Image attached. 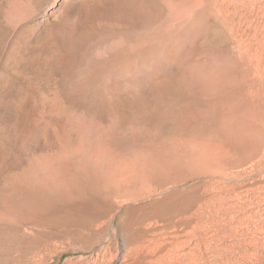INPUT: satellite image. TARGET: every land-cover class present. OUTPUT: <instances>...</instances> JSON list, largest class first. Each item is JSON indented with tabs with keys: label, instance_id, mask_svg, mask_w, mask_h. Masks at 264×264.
Returning a JSON list of instances; mask_svg holds the SVG:
<instances>
[{
	"label": "rangeland",
	"instance_id": "374dc122",
	"mask_svg": "<svg viewBox=\"0 0 264 264\" xmlns=\"http://www.w3.org/2000/svg\"><path fill=\"white\" fill-rule=\"evenodd\" d=\"M258 205L264 0H0V264H206Z\"/></svg>",
	"mask_w": 264,
	"mask_h": 264
},
{
	"label": "bare ground",
	"instance_id": "6f19581e",
	"mask_svg": "<svg viewBox=\"0 0 264 264\" xmlns=\"http://www.w3.org/2000/svg\"><path fill=\"white\" fill-rule=\"evenodd\" d=\"M115 192H116V190H115ZM210 200L212 201V199H210ZM197 201H198V199H197ZM244 201L247 202L248 199L247 200L244 199ZM257 201H258V199H257ZM253 202H254V200H253ZM212 205H214V204H212ZM30 207H32V206H30ZM260 209L261 208L259 206L258 208L255 207L254 209H249V210L248 209H244L241 213H238L236 215H226V214L223 215L222 217H225L228 220V224H229L228 228L223 227L222 223H220V225H222V227L219 225V222L216 221L219 216H216L215 215L216 213L213 212L208 219H205V220H207V223H205L206 225L204 226V228H205L204 229V231H205L204 234H206L207 236L203 235L202 238L205 237L203 242L199 243V244L197 243L198 244L197 245L198 246V251L195 252V255H193L194 254V252H193V254H192L194 256L193 259H195L198 262H203V263H206V264H221L223 262L227 263V264H231V263L233 264V261L235 260V258L237 259L238 256L239 257H244V256L251 255L250 248L252 246H254V245L256 246V243H257V241L259 239L257 240L256 237H255L256 233L253 231L255 227H252L253 228V230H252L250 224H251L252 221H254L253 218L257 219L258 217H260V219H262L261 217H264V211H262ZM220 213H221L220 211H217V214H220ZM78 214H79V217L81 219H84V220L85 219L88 220L89 218H92V217L95 218V215H96V213L92 212L91 209H88V207H86L83 210H81L80 213H78ZM257 220L260 221L259 219H257ZM95 221L97 222L98 220L97 219H93L91 221L92 225H93V223H95ZM86 222L87 221L85 220V223ZM262 222H264V221L262 220ZM88 223H90V222L88 221ZM107 223L108 222H103V223L97 225V229L94 231V233H96V237H97V239L95 237L96 241H100L101 240V236L103 234L109 232L108 229H107L108 228ZM257 223H260V222H257ZM224 226H227V225H224ZM229 227H230V229H229ZM90 230L91 231L93 230L92 226H91ZM247 234L252 235V238H250V237L248 238ZM243 235L246 238H244ZM238 236H240L241 238L239 237L240 239H238ZM91 245H94V244H91ZM258 246H259V244L257 245V247ZM91 249H93V248H91ZM255 253H256V251H255ZM105 256H106L105 253H101L100 252V253L97 254L95 261L100 260L101 258H103ZM252 256H253V254H252ZM252 256H250V257H252ZM189 257H190V255H189ZM182 262H184V261H182ZM66 264H72V262H69V263H66ZM80 264H89V261H84V262H82Z\"/></svg>",
	"mask_w": 264,
	"mask_h": 264
}]
</instances>
